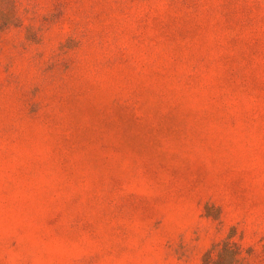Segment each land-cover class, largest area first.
<instances>
[{
  "label": "rangeland",
  "instance_id": "rangeland-1",
  "mask_svg": "<svg viewBox=\"0 0 264 264\" xmlns=\"http://www.w3.org/2000/svg\"><path fill=\"white\" fill-rule=\"evenodd\" d=\"M0 264H264V0H0Z\"/></svg>",
  "mask_w": 264,
  "mask_h": 264
}]
</instances>
